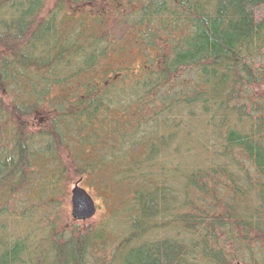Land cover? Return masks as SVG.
Wrapping results in <instances>:
<instances>
[{
	"label": "trees",
	"instance_id": "trees-1",
	"mask_svg": "<svg viewBox=\"0 0 264 264\" xmlns=\"http://www.w3.org/2000/svg\"><path fill=\"white\" fill-rule=\"evenodd\" d=\"M0 264H264V0H0Z\"/></svg>",
	"mask_w": 264,
	"mask_h": 264
},
{
	"label": "water",
	"instance_id": "water-1",
	"mask_svg": "<svg viewBox=\"0 0 264 264\" xmlns=\"http://www.w3.org/2000/svg\"><path fill=\"white\" fill-rule=\"evenodd\" d=\"M70 216L74 221H85L96 212V206L87 191L77 181L70 190Z\"/></svg>",
	"mask_w": 264,
	"mask_h": 264
},
{
	"label": "rangeland",
	"instance_id": "rangeland-1",
	"mask_svg": "<svg viewBox=\"0 0 264 264\" xmlns=\"http://www.w3.org/2000/svg\"><path fill=\"white\" fill-rule=\"evenodd\" d=\"M77 181H75L74 183H72L70 185V187L68 188V191H67V194H66V203H67V210H66V215L68 217V221H67V225H70V224H74V223H78L79 226L84 229L86 228L89 224H95L97 222L100 221L101 217L104 215V206H103V201L102 199L99 197V195H97L95 192H92V190H89V188H87L84 183L82 181H79V186L83 187L87 193L92 197L94 203H95V206H96V212L95 214L85 220V221H74L71 216H70V210H71V206H70V203H69V198H70V190L72 189V187L74 186V184L76 183Z\"/></svg>",
	"mask_w": 264,
	"mask_h": 264
}]
</instances>
